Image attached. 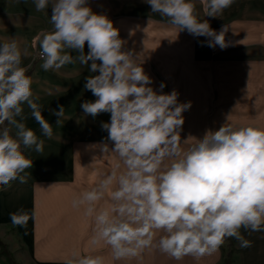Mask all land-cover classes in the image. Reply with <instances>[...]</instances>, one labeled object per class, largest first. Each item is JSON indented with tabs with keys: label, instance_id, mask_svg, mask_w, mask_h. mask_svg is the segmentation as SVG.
<instances>
[{
	"label": "clouds",
	"instance_id": "clouds-1",
	"mask_svg": "<svg viewBox=\"0 0 264 264\" xmlns=\"http://www.w3.org/2000/svg\"><path fill=\"white\" fill-rule=\"evenodd\" d=\"M33 2L37 11L51 8L53 30L36 37L42 68L59 70L77 61L86 65L92 75L85 77L84 89L95 100L80 107L92 117L110 114L108 122H101L107 136L95 147L118 163L72 201L94 218L91 246H110L116 260L151 247L177 260L198 258L216 252L225 238L250 247L240 229L264 231V128L225 123L201 139L181 141L182 113L191 103H178V92L164 93L163 83L159 92L151 86V77L132 51L123 50L125 41L106 15L93 12L88 0ZM145 2L171 27L210 38L209 47L229 46L227 26L216 32L207 20H198L190 0ZM233 2L206 0V16L218 17ZM21 63L17 41H0V186L27 182L23 173L33 161L22 146L43 151V140L25 123L23 105L44 136L53 134ZM52 114L60 126L64 106ZM189 138L195 142L189 144ZM182 142L188 146L181 147ZM106 195L110 203L98 207ZM9 215L13 226L26 227L30 219L23 208ZM157 233H162L158 239ZM68 264H104V258L74 252Z\"/></svg>",
	"mask_w": 264,
	"mask_h": 264
},
{
	"label": "crops",
	"instance_id": "crops-1",
	"mask_svg": "<svg viewBox=\"0 0 264 264\" xmlns=\"http://www.w3.org/2000/svg\"><path fill=\"white\" fill-rule=\"evenodd\" d=\"M29 12L30 21L33 14L38 15L40 26L19 28L16 39L22 52L21 66L32 78L33 96L38 98L44 118L52 124L53 134L50 138L44 136L31 110L23 105L25 123L43 140V151L23 148L26 157L33 161L23 173L27 182L15 180L0 189V230L13 231L19 242L10 245L12 249L17 251L20 247L29 264H68L74 252L102 256L104 264H222L221 246L211 255H187L180 260L157 247L147 248L136 257L116 260L110 246H91L94 218L85 216L83 207L74 208L72 201L94 187L118 163L114 156H104L95 147L107 136L101 122H108L110 114L92 117L80 107L84 101L95 100L84 89L85 77L92 75L86 65L77 61L59 70L45 71L41 61L33 67L28 39L52 31L53 25L50 6ZM94 12L113 22L125 41L123 50L134 53L155 90L159 92L163 83L164 93L175 90L178 103H191L182 113L181 141L189 136L201 139L207 130L216 131L225 123L264 128V0H234L218 17L208 21L216 32L227 26L225 39L229 46L224 49L218 45L209 47L210 38L179 31L166 20L132 18L126 0H120L118 7L110 2ZM193 12L198 20H207L198 7ZM87 51L85 45V54ZM59 105L64 106L65 115L57 126L52 110H58ZM194 142L189 138V144ZM187 146L181 143V147ZM109 203L106 195L98 207ZM21 208L30 219L26 227L13 226L9 214ZM240 233L251 241V246L242 248L237 241V264H264V231L241 228ZM160 235L157 233L156 239Z\"/></svg>",
	"mask_w": 264,
	"mask_h": 264
},
{
	"label": "rangeland",
	"instance_id": "rangeland-1",
	"mask_svg": "<svg viewBox=\"0 0 264 264\" xmlns=\"http://www.w3.org/2000/svg\"><path fill=\"white\" fill-rule=\"evenodd\" d=\"M126 1L129 7L130 17L132 18H154L167 21V18H162L158 13H152L150 6L145 2V0ZM110 2H113V6L115 7H118L120 4V0H88V4L93 12L96 8L99 10L100 7L110 4ZM190 2L195 8L198 7V9L204 11V14H206V0H190ZM29 9L33 11L36 9L33 0H0V41L15 39L17 43H19V40L16 39L21 30L19 28L28 27V25L33 28L40 26V19L38 15L33 14V21H30L31 18L29 17ZM206 18L207 21H210L215 17L206 16ZM28 40L31 58L33 60V67L35 68V65L42 61L38 54L40 51L39 42L36 40V37L32 36H30ZM3 187L5 186H0V189ZM0 234L2 235L0 236V264H29L25 253L22 252V249H19L20 247L17 248V251H15L12 249V246H10L17 241L14 232L5 228L0 230ZM232 242V246L229 244L230 242L224 243V248L226 250L224 259L226 258L227 253H229L232 249L235 251L238 250L237 240L232 238ZM232 259L234 260V264H237V253L233 255Z\"/></svg>",
	"mask_w": 264,
	"mask_h": 264
},
{
	"label": "trees",
	"instance_id": "trees-1",
	"mask_svg": "<svg viewBox=\"0 0 264 264\" xmlns=\"http://www.w3.org/2000/svg\"><path fill=\"white\" fill-rule=\"evenodd\" d=\"M233 239H235V238H233ZM234 241H235V240H234ZM226 242H228V243L230 242L229 244H230L231 246L233 245L232 238H225L223 244L221 245V247H222V251L224 252V254L226 253V250H225V248L223 247V245H224V243H226ZM236 253H238V250L235 251V250L232 249L231 251H229V253H227L226 258L224 259V262H223L222 264H234V260L232 259V257H233V255L236 254Z\"/></svg>",
	"mask_w": 264,
	"mask_h": 264
},
{
	"label": "built area",
	"instance_id": "built-area-1",
	"mask_svg": "<svg viewBox=\"0 0 264 264\" xmlns=\"http://www.w3.org/2000/svg\"><path fill=\"white\" fill-rule=\"evenodd\" d=\"M39 54V53H38Z\"/></svg>",
	"mask_w": 264,
	"mask_h": 264
}]
</instances>
